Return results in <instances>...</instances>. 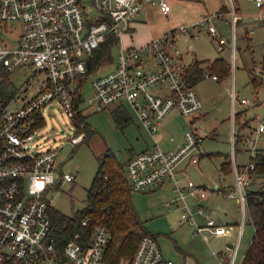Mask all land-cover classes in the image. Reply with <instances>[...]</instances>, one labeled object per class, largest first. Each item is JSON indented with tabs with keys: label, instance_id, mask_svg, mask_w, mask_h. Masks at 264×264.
Segmentation results:
<instances>
[{
	"label": "built area",
	"instance_id": "1",
	"mask_svg": "<svg viewBox=\"0 0 264 264\" xmlns=\"http://www.w3.org/2000/svg\"><path fill=\"white\" fill-rule=\"evenodd\" d=\"M259 8L258 22L264 20V0H252ZM89 14L81 0H0V71L7 74L32 66L30 80L16 87L7 98L0 96V264H106L108 229L101 221L91 223L84 241L58 243L52 235L49 211L51 194L62 182L73 180L69 173L57 169V155L62 143L42 147L36 142L44 124L42 109L55 101L70 120L73 133L68 141L78 144L85 138L84 124L75 123L77 113L85 115L105 108H126L148 135L154 138L160 121L176 109L189 117V124L200 115L201 101L188 77L190 63L178 46L180 37L195 38L200 32L214 38L223 49L231 50V76L235 69L236 27L241 19L234 0H227L217 11L205 13L191 25H180L163 35L136 44H123V35L132 38L133 23L147 5H157L162 15L170 10L168 0H87ZM229 23L227 40L217 29V22ZM258 23V24H259ZM254 28L250 29L252 33ZM119 51L112 68L102 70L112 46ZM102 52L99 62L97 55ZM257 81L264 83V65ZM213 79H218L214 74ZM88 88L85 98L82 92ZM231 103V121L248 106H264V96L238 99L233 76L227 88ZM235 104L241 107L237 111ZM245 110V111H246ZM244 111V112H245ZM243 120L241 144L249 153L245 163L236 161L235 129L231 131L230 168L233 173L229 196L240 209L239 232L231 245V254L219 255V264H239V237L247 219L246 192L254 158L256 141L264 135V107L260 113ZM241 120V121H242ZM190 126L183 141L164 150L155 141L124 162L130 188L147 192L153 186L170 182L174 194L166 206L180 208V222H189L195 233H226V226L215 222L203 208L192 210L189 199L206 197L207 189L190 179L179 184L177 165L187 158L198 164L202 153L203 133ZM203 214L198 224L194 214ZM81 224L88 227L87 218ZM118 264H176L165 257L156 239L144 234L129 259Z\"/></svg>",
	"mask_w": 264,
	"mask_h": 264
},
{
	"label": "rangeland",
	"instance_id": "2",
	"mask_svg": "<svg viewBox=\"0 0 264 264\" xmlns=\"http://www.w3.org/2000/svg\"><path fill=\"white\" fill-rule=\"evenodd\" d=\"M168 1L170 10L167 15H162L157 5H147L133 23L132 38L123 35V44L148 41V39L161 36L180 25H191L205 13L217 11L227 2V0ZM81 2L84 3L90 14L91 8L87 0H81ZM234 2L242 17L236 27V48L233 53L236 67L232 76L238 99L246 97L251 100L254 95L260 94L259 97L264 95L262 89L264 87L259 86L256 89L251 82V78L259 77V70L264 65V20L261 23L258 22L259 8L254 5L252 0H234ZM252 28L254 31L251 33L250 29ZM217 29L225 39H230L232 30L229 28L228 22L218 21ZM178 46L186 52L187 47H191L193 55L197 58L212 60L222 57L227 63L226 75H221V78L213 79L207 70H203L200 78L196 80L194 89L199 95L202 109L200 115L194 118L191 125L189 117L174 111L160 121L159 128L152 138L128 107L125 108L128 120L123 124L114 120L111 108H105L95 113H88V109H85L83 124L86 127L85 134L88 132L87 137L78 144H71L68 139L77 131L75 127H71L70 120L59 103L55 101L41 110L45 122L38 131L36 142L41 145V148L54 145V143H62L63 148L56 157L57 169L73 176L72 181L62 182L56 188V192L51 194V205L54 209L65 215H72L75 210L85 206L86 189L98 166L96 157L102 154L105 149L109 148L117 160L124 163L129 155L150 147L155 142L153 139L162 148L172 147L175 143L182 141V134L190 126L199 127L200 132L207 133V137L202 143L204 149L202 150L209 155L203 156L199 166L187 168L188 178L195 183H199V180L204 178L209 182V186L210 182L216 179L217 168L222 161L220 156L223 153L230 154L232 129L238 130L239 121L250 116L255 109L248 106L247 110L244 109L246 112H240L241 115L231 121L230 95L227 91L232 79L230 70L232 52L229 44L226 43L223 49H219V45L211 35L200 32L195 38L180 37ZM118 51V45H113L111 54L107 58V61L111 63L103 64L101 71L112 68ZM190 54V52L186 53V60L191 58ZM31 70H34V67L24 65V67L10 72L8 74L10 82L16 87L20 86L25 80L31 79ZM88 93V88H85L82 95L87 98ZM235 107L237 111H241L238 104H235ZM262 143H264V139L259 142V145L261 146ZM240 148L243 149V145L238 143L236 149ZM215 152L221 154L215 155ZM236 154L238 163L245 161L246 154L238 151ZM230 156L223 165L225 170L230 168ZM263 181L264 176H256L251 183V188H260ZM130 193L131 202L137 215L144 222L149 234L157 235V241L165 257L173 259L176 264H219L211 253L212 250H225L227 237L208 234L206 241L199 234L194 237L192 228L188 224L181 225L179 222L181 210L176 206H165V202L173 194L167 186L149 192L131 190ZM242 232L243 235L239 237L237 261H240L253 235L251 225L245 224ZM190 253H194L195 256H191ZM127 259L123 258L120 262Z\"/></svg>",
	"mask_w": 264,
	"mask_h": 264
},
{
	"label": "trees",
	"instance_id": "3",
	"mask_svg": "<svg viewBox=\"0 0 264 264\" xmlns=\"http://www.w3.org/2000/svg\"><path fill=\"white\" fill-rule=\"evenodd\" d=\"M102 55V52L97 55L95 63L99 62ZM201 62L196 61L188 68V77L192 83L200 78L203 70H207L210 75H216L218 79L221 75H226L227 63L222 57L212 59L208 64L201 65ZM255 80L253 78V81ZM14 89L15 86L10 82L8 74L1 70L0 96L7 98ZM239 115H241L240 112L235 114V118ZM112 116L117 123L123 124L128 120L127 112L122 107L112 109ZM84 119L85 116L77 113L75 123H84ZM243 126L244 124L235 130L236 145L241 141L239 131ZM87 134L88 132L85 137ZM96 158L98 166L86 189L85 206L75 210L72 215H65L56 209L49 211L52 235L58 243L84 241L88 236L91 223L101 221L106 225L109 234L104 251L105 263L118 264L123 258H130L140 237L149 232L131 202L132 189L124 173V163L119 162L109 148ZM252 159L255 165L251 175L253 177L264 176V147ZM251 183L252 180L249 181L246 192V224L251 225L253 235L239 264H264V181L257 189L251 188ZM84 218L90 221L88 227L81 224Z\"/></svg>",
	"mask_w": 264,
	"mask_h": 264
},
{
	"label": "crops",
	"instance_id": "4",
	"mask_svg": "<svg viewBox=\"0 0 264 264\" xmlns=\"http://www.w3.org/2000/svg\"><path fill=\"white\" fill-rule=\"evenodd\" d=\"M143 42H145V41H138L137 43H143ZM181 48V47H180ZM181 50H182V52H183V54H184V59H185V61H187L188 63H190V64H193V63H195L196 61H202L201 63V65H203V64H208V63H211V60H208V59H204V58H197L196 56H194L193 55V52H192V49H191V47H187V52L189 53H191L190 55H191V58L189 59V60H186V51H184L182 48H181ZM199 59V60H198ZM190 66V65H189ZM253 78H255V77H253ZM253 78H251V82L253 83V87L254 88H258L259 86H263L264 87V83L263 82H259V81H257V78H256V80L255 81H252L253 80ZM189 80H190V78H189ZM192 83V82H191ZM196 83V82H195ZM195 83H192L193 85L195 84ZM263 90H264V88H262ZM261 90V89H260ZM262 91V90H261ZM260 95V94H259ZM259 95H257V96H259ZM255 96V95H254ZM264 96V95H263ZM262 107V106H261ZM261 107L259 108H254L255 110L253 111V113L250 115L251 117L252 116H255L256 114H258V113H260V111H262V109H261ZM178 112L176 109H174L173 111H171L168 115H170L172 112ZM246 112V111H245ZM179 113V112H178ZM180 114V113H179ZM168 115H166V116H168ZM247 115V114H246ZM250 116H247L246 118H245V120H247L248 119V117H250ZM240 122V124H239V126H241L244 122H243V120L242 121H239ZM203 140H202V143H203V141H204V138L205 137H207V133L206 132H204L203 133ZM183 139V134H182V138H181V140ZM264 139V135H262V136H260V138L256 141V148H257V150L259 151L261 148H263L264 147V143H262V145L260 146L259 145V142L261 141V140H263ZM155 140V139H154ZM156 141V140H155ZM183 141V140H182ZM182 141H180V142H177V143H175L172 147H170V148H167V149H172V148H174L177 144H180V143H182ZM157 142V141H156ZM158 143V142H157ZM239 143H241V142H239ZM159 144V143H158ZM160 146V145H159ZM161 147V146H160ZM162 148V147H161ZM162 149H164V150H167L166 148H162ZM202 149H203V144H202ZM204 150V149H203ZM202 150V153H200V157H199V161H198V164H192V163H190L189 161H188V159L187 158H184L178 165H177V168H176V171H177V175H176V178H177V181H178V183L179 184H184V182L186 181V180H188L189 178H188V174H187V168L189 167V166H199V163H200V160L203 158V156H206V155H209V153H205V151H203ZM236 151H238V152H242L243 154H246V159H245V161H240V163L239 164H243V163H245L246 162V160L248 159V157H249V153L246 151V150H244V146H243V149L242 148H240V149H236ZM257 151V152H258ZM215 155H219V154H221V153H219V152H215L214 153ZM214 154H212V155H214ZM237 155V154H236ZM131 155H129L128 156V158L130 157ZM229 156H230V154H226V153H223L222 154V156H220V158H221V160L222 161H220V163H219V165H218V168H217V170H218V175H217V177H216V179L215 180H212L211 182H210V186H209V182L208 181H206L204 178V180L203 179H201V180H199V183L202 185V186H204L206 189H207V195H206V197H204V198H201L200 200H198V201H195V200H191V199H189L188 200V202L190 203V206H191V208H192V210L195 212V210H197L198 208H203L204 210H205V213L206 214H208V215H210L211 217H213L214 218V220H215V222L216 223H218V224H221V225H224V226H226V233L225 234H222V235H216V236H225V237H227V242L225 243V247L224 248H226L225 250H217V251H215V250H212V255H213V257L217 260V257L219 256V255H224V256H229L230 254H231V245H232V243H233V241H236V239H237V237H238V235L240 234V232H239V229H238V225H239V222H240V218H241V216H240V209H239V205H238V203H237V201H235V199L234 198H232V197H230L229 196V191L231 190V182H232V180H233V173H232V170H231V168H229L228 170H225L224 168H223V165L226 163L225 161H227L226 159H229ZM127 158V159H128ZM252 173V172H251ZM203 176V175H202ZM228 176H230L229 178H228ZM255 177H253L252 175L250 176V180H252L253 181V179H254ZM198 183V184H199ZM164 186H167L168 187V189H170L172 192H173V194H174V189H173V187H172V185H171V183L170 182H168V183H164V184H161V185H156V186H153L152 187V189L150 190V191H152V190H154V189H157V188H163ZM147 192H149V191H147ZM165 206H166V204H165ZM171 206H176V205H171ZM166 207H168V206H166ZM178 209H180L178 206H176ZM193 218H195V221H196V223H198L199 225L200 224H203L204 222H205V217H204V215L203 214H194V216H193ZM179 222H180V220H179ZM180 224L182 225V224H188L191 228H192V230H193V236L194 237H197L198 235V233H195V229H194V226L191 224V223H189V222H187V221H185V222H180ZM245 224H246V221H245V223H244V225H243V227H242V231H243V229H244V226H245ZM247 225V224H246ZM241 231V236L243 235V232ZM252 231H253V229H252ZM206 232V233H205ZM213 235V234H211V233H208L207 231H203L201 234H199L200 236H202V239L203 240H207V235ZM149 235H151V234H149ZM213 236H215V235H213ZM153 237L156 239V241H157V235H153ZM251 239V238H250ZM250 241V240H249ZM157 243H158V241H157ZM249 243V242H248ZM158 245H159V247H160V244L158 243ZM160 250H161V247H160ZM162 253H163V251H162ZM164 255V254H163ZM190 255L191 256H195L194 255V253H190ZM195 262H197V259H195Z\"/></svg>",
	"mask_w": 264,
	"mask_h": 264
}]
</instances>
